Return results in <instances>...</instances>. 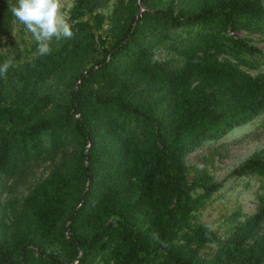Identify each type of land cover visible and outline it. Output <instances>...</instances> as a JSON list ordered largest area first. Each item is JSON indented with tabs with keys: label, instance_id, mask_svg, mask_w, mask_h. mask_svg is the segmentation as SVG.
<instances>
[{
	"label": "trees",
	"instance_id": "16d2710c",
	"mask_svg": "<svg viewBox=\"0 0 264 264\" xmlns=\"http://www.w3.org/2000/svg\"><path fill=\"white\" fill-rule=\"evenodd\" d=\"M72 17L0 77V264H264V150L230 176L259 181L255 212L217 228L202 213L226 184L188 161L264 115V0H74ZM17 23L0 0V30Z\"/></svg>",
	"mask_w": 264,
	"mask_h": 264
},
{
	"label": "rangeland",
	"instance_id": "374dc122",
	"mask_svg": "<svg viewBox=\"0 0 264 264\" xmlns=\"http://www.w3.org/2000/svg\"><path fill=\"white\" fill-rule=\"evenodd\" d=\"M143 10H145V7L141 6V11ZM63 12L65 17L71 21L74 15V0H65ZM108 28H110V23L104 18L99 33L104 34L103 29ZM240 35L246 36V33L241 32ZM249 38L255 46L264 50V35L255 34L249 36ZM36 48L37 45L31 34L19 22L11 34L5 30H0V62L24 60L32 56ZM262 69L264 70V66ZM261 150H264V115L236 128L219 141L207 143L188 155L189 163L197 166L202 164L203 156H207L211 161H214L210 165L211 172L218 181H223L226 184L214 205L202 213L204 222L217 228L219 226V216L226 209L233 210L238 206H241L246 213L255 212L258 204L257 193L260 189L259 181L253 178L249 182L248 179H245L244 182L238 183L230 176L234 168L243 163L251 154ZM47 172V164L37 166L26 182L15 185L12 192H5L4 197L26 194L29 183L46 175Z\"/></svg>",
	"mask_w": 264,
	"mask_h": 264
},
{
	"label": "clouds",
	"instance_id": "9594fccd",
	"mask_svg": "<svg viewBox=\"0 0 264 264\" xmlns=\"http://www.w3.org/2000/svg\"><path fill=\"white\" fill-rule=\"evenodd\" d=\"M65 0H9L13 17L31 34L40 55L50 53V44L55 40L71 39L74 35L72 23L65 17ZM11 62L0 64V77L6 76Z\"/></svg>",
	"mask_w": 264,
	"mask_h": 264
}]
</instances>
